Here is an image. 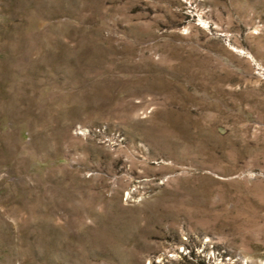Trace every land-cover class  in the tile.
Instances as JSON below:
<instances>
[{
	"label": "rangeland",
	"instance_id": "1",
	"mask_svg": "<svg viewBox=\"0 0 264 264\" xmlns=\"http://www.w3.org/2000/svg\"><path fill=\"white\" fill-rule=\"evenodd\" d=\"M0 264H264V0H0Z\"/></svg>",
	"mask_w": 264,
	"mask_h": 264
}]
</instances>
